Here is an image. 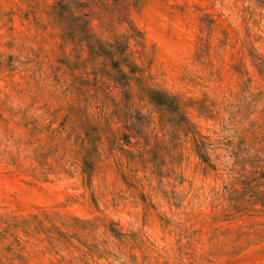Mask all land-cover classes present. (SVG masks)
Wrapping results in <instances>:
<instances>
[{"label": "rangeland", "instance_id": "rangeland-1", "mask_svg": "<svg viewBox=\"0 0 264 264\" xmlns=\"http://www.w3.org/2000/svg\"><path fill=\"white\" fill-rule=\"evenodd\" d=\"M0 264H264V0H0Z\"/></svg>", "mask_w": 264, "mask_h": 264}]
</instances>
